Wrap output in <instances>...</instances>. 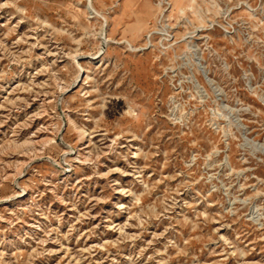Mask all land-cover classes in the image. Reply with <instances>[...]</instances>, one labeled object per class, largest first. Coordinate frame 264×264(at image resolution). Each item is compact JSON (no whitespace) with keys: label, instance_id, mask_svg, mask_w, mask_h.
<instances>
[{"label":"rangeland","instance_id":"rangeland-1","mask_svg":"<svg viewBox=\"0 0 264 264\" xmlns=\"http://www.w3.org/2000/svg\"><path fill=\"white\" fill-rule=\"evenodd\" d=\"M0 264H264V0H0Z\"/></svg>","mask_w":264,"mask_h":264},{"label":"bare ground","instance_id":"bare-ground-1","mask_svg":"<svg viewBox=\"0 0 264 264\" xmlns=\"http://www.w3.org/2000/svg\"><path fill=\"white\" fill-rule=\"evenodd\" d=\"M90 7V6H89Z\"/></svg>","mask_w":264,"mask_h":264}]
</instances>
